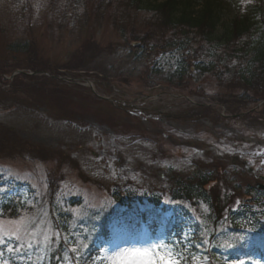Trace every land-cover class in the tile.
<instances>
[{
  "label": "rangeland",
  "instance_id": "rangeland-1",
  "mask_svg": "<svg viewBox=\"0 0 264 264\" xmlns=\"http://www.w3.org/2000/svg\"><path fill=\"white\" fill-rule=\"evenodd\" d=\"M220 2L225 18L230 16L232 0ZM145 7H129L126 0H0V70H23V75L15 76L18 81L12 94L0 92V199L4 195L9 205H15L21 204L16 196H28L21 204L25 208L12 217L0 209V232L19 229L23 235L19 242L6 240L7 250L42 247L57 233L49 219L48 206H43L45 192L48 197L51 194L54 210H61L63 204L60 191H48L44 185L47 186L49 174L57 179V187H68L69 194L64 196L75 198L74 205L61 210L69 215L70 226L77 227L75 232L85 231L83 223L90 210L112 211L108 217L110 240L97 242L101 246L95 259L98 264H178L179 260L172 246L164 244L163 228L158 229L155 239L149 237L139 227V212L125 210L114 200V193L134 188L139 197L136 207L152 210L149 216L154 221L163 224L165 219L174 218L183 223L182 241L189 238V226L199 216L193 211L184 217L173 206L177 202L169 194V177L175 174L218 177L219 186L212 187L211 192L216 188L220 196L225 191L234 192L233 209L254 207V193L249 185L256 178L246 171L231 169L219 176L213 166L205 167L210 160L218 161L208 145L233 152L239 143L216 141L209 132H200L197 125L183 120L146 118L148 110L159 107L174 117H184L185 113L179 114L180 107L189 109L190 103L188 98H181L180 91L189 99L193 96L185 91H195L203 103L229 90L191 66V59L196 58L190 51L186 50L185 61L182 60L180 50L175 49L178 44L195 49L204 44L192 36L191 40H184V30L169 29L166 36L171 39L163 48L173 49L160 52L162 47H157L152 37L156 27L150 26V12ZM156 26L159 33L166 32L159 23ZM134 39L145 42L135 43ZM181 61L186 62L182 64V88L175 78ZM172 76L173 81H168L167 77ZM86 81L93 84L95 93ZM96 93L112 98L114 95L118 103L101 101ZM129 102H134L135 107L143 106L139 109L144 112L134 116L123 107ZM261 126L259 136L264 138V123ZM257 128L244 124L247 135H253L251 130ZM249 145L242 146L254 151L251 166L256 165L257 172L264 175V148ZM157 149L162 151L157 153ZM258 156L261 162H257ZM229 183L240 187L228 190ZM150 192L162 196L163 204L158 208H152L147 196ZM39 195L42 199L35 202ZM248 221L242 220L244 232L231 229V235H249ZM172 241L176 243V239ZM135 251L146 255L131 261L114 260L118 253Z\"/></svg>",
  "mask_w": 264,
  "mask_h": 264
},
{
  "label": "trees",
  "instance_id": "trees-1",
  "mask_svg": "<svg viewBox=\"0 0 264 264\" xmlns=\"http://www.w3.org/2000/svg\"><path fill=\"white\" fill-rule=\"evenodd\" d=\"M128 6H138L142 0H126ZM193 0H164L156 2L151 0L145 3L150 12V26L156 29L152 33L157 46L164 47L171 37L166 36L169 29L185 31L184 40L197 38L205 42L203 50L197 54L196 49L190 46H181L190 50L192 57L196 58L201 71L208 72L219 85L228 89H251L257 97H264V4L263 0H248L249 8L242 7L236 1L232 3L233 15L221 21L218 0H202L196 3ZM156 23L162 31L159 33ZM222 24V29L220 26ZM167 28V29H166ZM184 33V32H183ZM160 34H162L160 36ZM150 36L149 32H146ZM144 40V39H143ZM154 41V42H155ZM10 69L4 67L0 73H9ZM17 77L13 85L17 84ZM25 85V84H24ZM16 87V86H15ZM230 97H234L232 94ZM228 98V97H226ZM228 101V100H226ZM232 188V187H229ZM227 189V187H226ZM234 187L232 188V190ZM218 189L205 192L202 187H175L172 194L181 201L191 200V204L198 210L199 203L193 199L203 201L211 217L203 219L199 226L200 246L193 257H188L186 264H211L223 258L225 247L229 240L226 236L229 230L235 229L237 219L242 218V212H232V194L224 192L220 196ZM246 218V217H245ZM250 219L253 218H249ZM251 225L256 231H263L264 225L254 220Z\"/></svg>",
  "mask_w": 264,
  "mask_h": 264
},
{
  "label": "snow or ice",
  "instance_id": "snow-or-ice-1",
  "mask_svg": "<svg viewBox=\"0 0 264 264\" xmlns=\"http://www.w3.org/2000/svg\"><path fill=\"white\" fill-rule=\"evenodd\" d=\"M15 239L17 242L21 241L23 239V235L21 234V231L19 229H13L9 232H0V244L4 243L5 240H13ZM32 245H28V247H31ZM21 247H24L23 245ZM14 248H8L9 252H13ZM73 251L75 252L76 249L74 248ZM2 253H0V257H2ZM142 255H146V253H141L139 251L135 252H124V253H118L114 260L120 261V260H127L131 261L134 260L137 257H140ZM2 264H8L7 261H3ZM171 264H177L176 261H171Z\"/></svg>",
  "mask_w": 264,
  "mask_h": 264
}]
</instances>
